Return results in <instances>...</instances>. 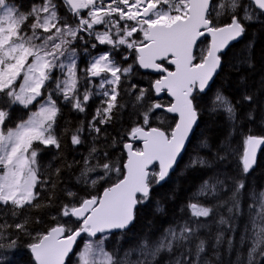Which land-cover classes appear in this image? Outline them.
<instances>
[{"label":"trees","instance_id":"16d2710c","mask_svg":"<svg viewBox=\"0 0 264 264\" xmlns=\"http://www.w3.org/2000/svg\"><path fill=\"white\" fill-rule=\"evenodd\" d=\"M4 1L26 16L31 26L33 10L47 0ZM48 3L54 6L60 26L78 25L77 14L63 0ZM116 4L117 0H110L106 8ZM79 13L84 19L85 11ZM233 18L242 24L243 37L222 56L219 74L208 91L192 97L198 122L180 161L160 185L156 167L151 170L149 195L137 198L132 226L104 241L105 251L115 259L144 246L152 249L169 230L186 224L193 229L191 237L143 264H264V210L259 218L257 208V196L264 192V147L252 171L246 172L242 164L248 139L264 138V14L247 0H212L208 20L213 28ZM111 35L115 39V32ZM134 41L142 38L135 36ZM91 42L87 39V45ZM207 42L199 43L196 56L207 49ZM103 51L119 71L115 85L77 83L65 98L50 87L55 68L46 71L42 95L32 110L51 96L57 108L55 143L33 146L38 157L32 201L20 207L0 204V264H34L29 248L50 230L63 227L68 236L80 229L81 222L71 217V211L98 199L123 179L124 146L131 143L134 151H140L139 144L130 140L132 133L159 129L169 136L176 123L162 111L171 102L165 96L158 100L152 91L161 75L141 72L134 50L126 46L88 50L81 64L86 68L94 54ZM163 67L171 70L167 63ZM81 77L86 79L85 71ZM19 82L20 78L13 88ZM9 92L0 91V111L10 116L5 129L24 122L30 111L11 104ZM197 209L203 212L194 217ZM85 240L91 239L82 238L66 264H75Z\"/></svg>","mask_w":264,"mask_h":264},{"label":"rangeland","instance_id":"374dc122","mask_svg":"<svg viewBox=\"0 0 264 264\" xmlns=\"http://www.w3.org/2000/svg\"><path fill=\"white\" fill-rule=\"evenodd\" d=\"M82 1L83 6L80 11H85V18L82 19L81 14H77L78 25L69 27L57 23L54 6L48 3V0L33 10L34 21L31 26L27 25L26 16L18 14L12 5L0 0V91L9 89L8 99L11 100V104L24 109L30 108L24 122L15 128L6 129L4 123L10 116L0 111V204L2 205L9 203L20 207L32 201L37 182L38 157V152L33 146L55 143L52 128L57 108L51 96L47 95L36 105V109L32 110V106L42 95L46 83V71L55 68V78L50 87L65 98L71 96L77 83L88 81L97 82L100 86L115 85L119 79V71L108 53L103 51L92 58L86 68L81 64L88 50L96 51V48L105 49L106 46L110 49L126 46L129 51L135 52L136 48L141 46L149 26L170 25L177 19L184 18L187 9L186 0H117L116 6L107 8L110 0ZM149 6H153L151 14L147 18H142L140 16L142 11ZM138 16L140 18L136 19ZM92 19H98L96 25L92 23ZM134 22H137V28L133 26ZM112 23L115 39L109 29ZM104 25L109 27L105 28ZM135 36L141 37L142 41H134ZM87 39L92 41L88 45ZM77 41L78 49L75 48ZM206 52L207 49L201 51L198 56L195 54L194 57L200 58L203 53V59ZM82 71H85L86 79L81 77ZM94 73L101 75L103 73V75L100 78H88V75L92 76ZM18 78L20 82L16 88H13ZM157 175L158 172L156 178ZM99 198L92 200L98 202ZM257 201L260 218L264 210V192L258 194ZM202 212L201 209H197L193 211V216L197 217ZM192 235L193 229L183 224L169 230L158 240L154 248L148 249L144 246V250L139 248L119 259H115L105 251L104 241L108 235H101L97 237L99 240L91 239L83 242L75 255L74 263L143 264L148 262L150 257L154 258L159 251H169L175 242L186 240Z\"/></svg>","mask_w":264,"mask_h":264},{"label":"water","instance_id":"95a60500","mask_svg":"<svg viewBox=\"0 0 264 264\" xmlns=\"http://www.w3.org/2000/svg\"><path fill=\"white\" fill-rule=\"evenodd\" d=\"M253 8L264 14V0H247ZM72 12L82 9V0H63ZM184 18L170 25L154 24L143 36L144 44L137 47L136 66L143 73L161 75L152 85L159 100L165 96L171 104L162 111L174 118L176 123L167 136L159 129H137L131 141L140 146L133 150L132 144L124 146L126 162L124 177L117 184L104 190L98 202L87 200L71 212V217L81 222L80 229L65 236L64 228L50 230L38 243L29 248L34 264H66L75 253L79 241L101 235H113L127 231L133 224L137 198L149 195L150 172L156 167L157 183H164L174 171L193 136L198 117L192 97L205 94L213 84L221 67V58L227 50L243 37L242 24L233 18L229 24L213 28L208 20L212 0H186ZM153 10L149 6L141 17L147 18ZM93 20V19H92ZM98 19L92 23L96 25ZM208 40L205 57L195 63V52L202 40ZM167 62L171 70L162 63ZM94 73L91 77L98 78ZM264 147V138H250L243 154L246 172L255 168L259 153Z\"/></svg>","mask_w":264,"mask_h":264},{"label":"flooded vegetation","instance_id":"af4514ba","mask_svg":"<svg viewBox=\"0 0 264 264\" xmlns=\"http://www.w3.org/2000/svg\"><path fill=\"white\" fill-rule=\"evenodd\" d=\"M80 12H81V11H80ZM138 18H140V17H139V16L136 17V19H138ZM136 24H137V22H134V23H133V26H134L135 28H137V25H136ZM108 27H109V26H108ZM108 27H107V28H108ZM109 29H110L112 32H115L113 26H111ZM143 44H144V42L141 43V46H142ZM98 54H100V53L96 52L95 56H97ZM102 75H103V73H102ZM102 75H101V76H102ZM90 76H91V75H88V78H90V79H94V78H91ZM101 76H100V77H101ZM100 77H99V78H100Z\"/></svg>","mask_w":264,"mask_h":264},{"label":"bare ground","instance_id":"6f19581e","mask_svg":"<svg viewBox=\"0 0 264 264\" xmlns=\"http://www.w3.org/2000/svg\"><path fill=\"white\" fill-rule=\"evenodd\" d=\"M82 242V241H81ZM79 245V244H78Z\"/></svg>","mask_w":264,"mask_h":264}]
</instances>
